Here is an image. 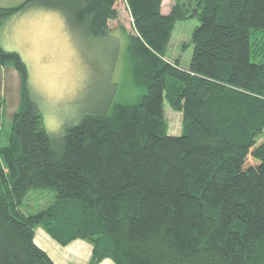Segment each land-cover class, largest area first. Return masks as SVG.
Segmentation results:
<instances>
[{
    "label": "trees",
    "instance_id": "1",
    "mask_svg": "<svg viewBox=\"0 0 264 264\" xmlns=\"http://www.w3.org/2000/svg\"><path fill=\"white\" fill-rule=\"evenodd\" d=\"M117 1L25 0L0 8V28L42 9L71 34L112 38ZM124 1L131 83L145 93L62 134L45 129L20 56L0 47V67L20 79L0 145V264H53L34 242L38 227L62 247L87 242L88 264H264V0ZM190 19L184 68L166 55ZM166 107L181 114L179 135L168 133ZM33 190L52 201L25 213Z\"/></svg>",
    "mask_w": 264,
    "mask_h": 264
},
{
    "label": "rangeland",
    "instance_id": "2",
    "mask_svg": "<svg viewBox=\"0 0 264 264\" xmlns=\"http://www.w3.org/2000/svg\"><path fill=\"white\" fill-rule=\"evenodd\" d=\"M24 1L0 0V8ZM115 8L118 18L109 22V34L114 37L107 35L109 38L105 39L85 38L78 32L71 34L57 12L51 23L40 20L42 16L31 17L28 10L1 22L0 47L16 52L25 64L31 101L39 108L50 135L62 134L83 115L106 109L109 102L136 104L145 93L143 87L131 83L126 34L133 33L132 19L124 0H118ZM167 9L164 6L165 13ZM197 25L194 19L176 24L166 55L170 61L178 58L182 67L188 66L192 47L187 44ZM19 98V76L12 65L6 64L0 67V145L6 143ZM165 118L168 133L179 135L181 114L166 107ZM42 192L31 191L22 211L34 213L48 205L52 198Z\"/></svg>",
    "mask_w": 264,
    "mask_h": 264
},
{
    "label": "crops",
    "instance_id": "3",
    "mask_svg": "<svg viewBox=\"0 0 264 264\" xmlns=\"http://www.w3.org/2000/svg\"><path fill=\"white\" fill-rule=\"evenodd\" d=\"M173 3V0H172ZM33 18L50 21L57 17L53 11L42 9H30L27 11ZM35 244L52 260L53 264H88L91 256V246L81 240L73 241L69 245L62 247L53 241L42 228H36L34 232ZM99 264H113L109 259H104Z\"/></svg>",
    "mask_w": 264,
    "mask_h": 264
}]
</instances>
